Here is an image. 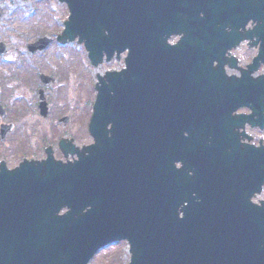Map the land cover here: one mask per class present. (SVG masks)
<instances>
[{
    "label": "flooded vegetation",
    "instance_id": "1",
    "mask_svg": "<svg viewBox=\"0 0 264 264\" xmlns=\"http://www.w3.org/2000/svg\"><path fill=\"white\" fill-rule=\"evenodd\" d=\"M151 1L162 10L161 33L144 36L143 57L135 55V34L125 50L102 54L97 65L86 42L78 43L91 75L52 67L54 37L43 48L28 45L27 52L22 41L11 48L12 59L10 44L0 39V168L44 161L49 154L63 164L86 162L96 144L91 124L98 87L107 74L126 72L121 84L156 86L161 97L147 92L124 99L132 111L124 123L120 112L102 115L101 200L117 197L119 206L133 196L147 200L154 185L184 201L181 216L196 207L215 219H241L255 241L249 248L263 247L264 0ZM110 64L118 67L95 72ZM136 101H144L143 109Z\"/></svg>",
    "mask_w": 264,
    "mask_h": 264
},
{
    "label": "water",
    "instance_id": "2",
    "mask_svg": "<svg viewBox=\"0 0 264 264\" xmlns=\"http://www.w3.org/2000/svg\"><path fill=\"white\" fill-rule=\"evenodd\" d=\"M71 12L66 30L59 40L79 37L90 51L95 65L102 54L109 58L128 46L135 34L136 54L144 56V36L160 34L162 10L151 0H60ZM41 39L30 50L43 48ZM131 62V56L127 63ZM126 73V72H125ZM109 73L98 87L91 129L96 144L89 149L86 162H25L15 170L0 171V264H89L107 246L127 241L131 260L128 264H264V245L247 237L241 219L214 218L196 207L185 208L184 201L170 191L154 188L152 196L141 200L133 196L130 204L119 206L101 200L99 150L102 146L101 117L120 112L127 121L129 98L161 97V89L149 90L121 84L127 74ZM135 88V89H133ZM141 109L144 101H136ZM159 103L153 101L154 113ZM110 121H113L110 119ZM167 183L173 177L162 176ZM88 188L85 194V188ZM87 208V210H85ZM62 209L68 211L60 215ZM226 226L236 228L227 231ZM260 230V227L258 228ZM264 244V228L258 239ZM246 259H248L246 261ZM253 259H257L255 262Z\"/></svg>",
    "mask_w": 264,
    "mask_h": 264
},
{
    "label": "rangeland",
    "instance_id": "3",
    "mask_svg": "<svg viewBox=\"0 0 264 264\" xmlns=\"http://www.w3.org/2000/svg\"><path fill=\"white\" fill-rule=\"evenodd\" d=\"M68 16V9L59 0H0V39L3 37L10 44L8 49L12 52L8 59L14 58L15 52L12 49L20 46L22 41L20 49L27 52L28 45L42 37L57 39L64 30ZM49 50L52 53V62L54 61L52 67L56 70L61 71L62 66H65L83 69L89 75L92 74L86 51L77 42L59 46L56 41ZM115 67L118 65H105L95 72L103 73L105 69ZM129 260L128 244L122 242L97 254L90 264H127Z\"/></svg>",
    "mask_w": 264,
    "mask_h": 264
}]
</instances>
